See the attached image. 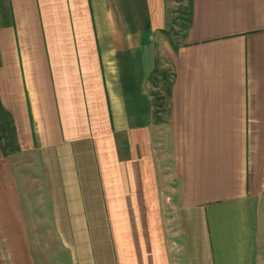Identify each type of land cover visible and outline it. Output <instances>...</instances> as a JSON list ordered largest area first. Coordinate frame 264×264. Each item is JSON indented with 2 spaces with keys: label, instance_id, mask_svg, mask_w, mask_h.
<instances>
[{
  "label": "crops",
  "instance_id": "obj_1",
  "mask_svg": "<svg viewBox=\"0 0 264 264\" xmlns=\"http://www.w3.org/2000/svg\"><path fill=\"white\" fill-rule=\"evenodd\" d=\"M5 9L0 106L38 155L52 230L0 142V264H264V0H190L183 41L162 39L168 171L148 82L168 0Z\"/></svg>",
  "mask_w": 264,
  "mask_h": 264
},
{
  "label": "rangeland",
  "instance_id": "obj_2",
  "mask_svg": "<svg viewBox=\"0 0 264 264\" xmlns=\"http://www.w3.org/2000/svg\"><path fill=\"white\" fill-rule=\"evenodd\" d=\"M5 8L6 0H0V19L1 17L4 18ZM189 8L190 0H168V25L166 33L160 39H157L156 67L148 81L155 105L156 124L158 125L156 148L158 154L162 156L163 165L167 171L170 164L166 130L167 91L172 79V66L168 52L162 46V39H166L168 43L174 46L183 41L189 20ZM166 48L170 49V46L167 45ZM0 142L5 153L9 155V160L17 174L25 204L28 210L30 209L32 225L35 224L39 232L47 235L52 227L48 214V203L40 169V160L36 152H19L11 118L2 109H0ZM165 214L172 219L173 213L169 206H167ZM172 223L174 222L172 221ZM37 243V253L40 258L44 259L46 257L48 259L51 256L53 263L60 259V255L57 253V241L54 236L48 239L44 235L38 239Z\"/></svg>",
  "mask_w": 264,
  "mask_h": 264
},
{
  "label": "trees",
  "instance_id": "obj_3",
  "mask_svg": "<svg viewBox=\"0 0 264 264\" xmlns=\"http://www.w3.org/2000/svg\"><path fill=\"white\" fill-rule=\"evenodd\" d=\"M0 109H1V106H0ZM1 148H2V150H3V152L5 153V151H4V148H3V146L1 145ZM6 154V153H5Z\"/></svg>",
  "mask_w": 264,
  "mask_h": 264
}]
</instances>
